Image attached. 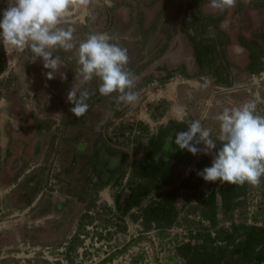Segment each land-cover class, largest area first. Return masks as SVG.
<instances>
[{
  "label": "rangeland",
  "instance_id": "374dc122",
  "mask_svg": "<svg viewBox=\"0 0 264 264\" xmlns=\"http://www.w3.org/2000/svg\"><path fill=\"white\" fill-rule=\"evenodd\" d=\"M13 2L0 0V19ZM59 26L73 30L77 47L89 34L106 32L113 43L126 48L139 99L126 104L116 93L101 95L98 78L81 84L75 48L54 51L66 63L67 73L65 79L49 80L50 70L30 49L13 51L0 44V141L2 132L9 138L8 149H0L1 167L13 163L17 144L31 136L18 176L25 191L30 181H38L30 188L29 200L34 203L26 206L21 192L15 196L16 190H11L16 181L4 188L3 183L12 181L5 170L0 173V264H252L243 256L242 235L250 226L264 228V177L259 185L247 183L243 196L227 210L221 197L223 183L206 182L197 174L211 166L220 147L218 139L213 154H192L189 171L172 187L162 188L154 177L134 176L132 168L154 138L180 123L175 106L187 112L183 131L188 130V121L204 116L202 124L214 139L220 134L216 116L242 105L231 93H246L247 102H255L257 114L264 115V0H237L235 7L223 12L213 9L210 0H74ZM179 31L191 50L195 43L213 49L202 67L177 69L169 78L156 80L155 63ZM250 59L257 73L235 65ZM227 74L230 85L221 82ZM72 87L86 88L93 100L92 112L89 109L93 128L82 131L89 143L84 152L93 153L89 167L67 156L74 132L72 104L67 101ZM37 137L41 143L35 157L32 146ZM122 151H126L123 173H114L100 184L88 181L100 158L107 161L110 154ZM117 164L118 160L112 162ZM186 178L193 182L185 184ZM129 188H148L150 194L124 213L116 198ZM171 188L174 196H162ZM43 194L53 202V209L76 197L65 228L55 234L50 227L63 219L64 212L40 215L43 202L34 205Z\"/></svg>",
  "mask_w": 264,
  "mask_h": 264
},
{
  "label": "clouds",
  "instance_id": "9594fccd",
  "mask_svg": "<svg viewBox=\"0 0 264 264\" xmlns=\"http://www.w3.org/2000/svg\"><path fill=\"white\" fill-rule=\"evenodd\" d=\"M86 3L87 0H81ZM74 0H14L0 19V44L13 51L30 49L36 58H42L47 79L63 66L60 57L54 55L57 49H76V62L79 66L80 83L86 84L98 78V91L103 96L117 94V99L134 104L139 95L135 88V74L127 67L128 50L112 42L106 32L89 34L78 45L73 42V30L60 27L68 16ZM237 0H210V6L220 12L233 8ZM34 59V60H35ZM65 79L64 73H60ZM89 91L72 89L67 101L74 105L70 112L77 118L84 116L89 108ZM209 104L211 102H208ZM175 119L183 123L187 112L182 106H175ZM206 115V113H205ZM188 121V130L176 134L174 143L181 150L196 155L213 154L210 167L197 174L206 182H227L232 185H259L264 177V115L257 114L255 102H246L233 108H225L216 116L220 134L213 138L211 130L205 128L202 119ZM168 147L172 143L167 137ZM203 144V148L197 147Z\"/></svg>",
  "mask_w": 264,
  "mask_h": 264
},
{
  "label": "flooded vegetation",
  "instance_id": "af4514ba",
  "mask_svg": "<svg viewBox=\"0 0 264 264\" xmlns=\"http://www.w3.org/2000/svg\"><path fill=\"white\" fill-rule=\"evenodd\" d=\"M125 6L122 5V12H125ZM142 12V11H141ZM183 24V23H182ZM196 44V43H195ZM195 44H193V49H190L189 44H187V41L185 39V36L181 33V31H179L172 39V41L170 42L169 46L167 47V50L165 52V54L163 55V57L161 58L160 61H157V63H155V72L153 73L154 76H156V80H163L166 78H169L172 74L176 73L173 72L175 70L178 69V72H180L181 70H187V71H193L195 70L196 66H197V60H196V56H195ZM192 46V45H191ZM158 66V68H157ZM60 70L58 71V74L60 76ZM93 81V80H92ZM91 81V82H92ZM86 83L84 86L90 84ZM82 89V88H79ZM89 108L87 113L80 117L77 118L74 114L71 115V120H72V126L74 129L73 135H72V141L70 142V146L68 147L69 153L67 154V156L71 157V160L73 161H80L83 163V165H85L86 167H89V165L87 164L91 158H92V152L87 153L84 152V149H86L89 145V143L86 141V137L83 135V130H85L86 127H91L93 128V122L90 119V114L92 112V103L93 100L92 99H88L87 101ZM74 105H72L73 107ZM91 112H90V110ZM88 114V115H87ZM174 129H179L180 132L183 131L180 127H169L166 131V133L163 136V140L161 142V145L159 147V150L157 152V157L160 161H162L161 163V167L164 170H166L167 168H169L168 166L172 163H176L177 167L173 170V172L171 173V176H174L175 173H177L178 168L183 165V163L185 161L189 162L190 158L192 157V153L188 152L186 149L185 150H181L179 149V147L174 143L175 139L172 140V143L170 145V147H168V140L167 137L169 136L170 131L174 130ZM88 131V130H86ZM87 136L91 137V133H89L88 131ZM32 137H30L31 139ZM30 139L26 140L24 143H21L20 145L17 146L16 149V156L23 154V158L26 159L27 158V153L29 152V147L27 144H30L29 141ZM92 139V138H91ZM86 147V148H85ZM40 151V148L37 147L36 145L33 147L32 146V154L33 156H38V152ZM101 155V151L99 150V157ZM107 156V155H106ZM20 157V156H19ZM110 160L108 159L103 160L102 158H100V160H98L99 164H97V172L90 174L88 176V181L90 183H103L106 182L109 178H112L114 176V173H123V168H124V156L123 153H114V154H110L109 155ZM118 160V164L117 166H112V162ZM165 172V171H164ZM76 179V178H75ZM38 183V181H30L29 185H28V190H23L22 186H18L16 188H14L16 190V193L14 191V195L15 196H20L18 195V191L21 192L19 194H21V196L24 197V199L26 200L25 203L27 204H23L26 206L32 205L34 202L32 201V204H29V199H30V193L32 192L31 189H33L35 187V185ZM96 185V184H95ZM31 188V189H30ZM76 189V187H75ZM21 190V191H20ZM50 192H54L53 188H49ZM42 204V207L38 210L39 214L42 216H46L49 215L50 213H60V212H64L63 213V219L55 224L54 226L50 227L51 230L55 232H58L60 230V228L64 227V222L67 221V215H68V211L70 209V207L76 206V197H72L70 198L66 205H61V204H56L55 208L53 209V202L48 199V197L44 196V194L36 201V205L37 204ZM23 203V202H22ZM65 228V227H64ZM57 234V233H56Z\"/></svg>",
  "mask_w": 264,
  "mask_h": 264
},
{
  "label": "trees",
  "instance_id": "16d2710c",
  "mask_svg": "<svg viewBox=\"0 0 264 264\" xmlns=\"http://www.w3.org/2000/svg\"><path fill=\"white\" fill-rule=\"evenodd\" d=\"M213 48L204 44H195V56L197 60V64L201 67L204 64V60L207 58L208 52ZM237 56V55H236ZM254 58V57H253ZM252 58V59H253ZM235 65L241 67L245 71L249 73H257L259 69H257L255 61L250 59V62L247 60L243 61H235ZM221 82L225 85L231 84V76L227 74L221 77ZM232 99L238 104H244L245 101H248L249 96L246 93H231ZM172 128L180 127L182 130L185 126L181 123L172 124ZM179 129H174L170 131L169 136H171L172 140L175 139L177 133H179ZM166 133V132H165ZM164 133V134H165ZM164 136V135H163ZM163 136L154 138L147 149V151L142 155L139 159H136L132 168V174L134 176L139 177H154L156 178L161 185L162 188L172 187L175 185L180 178H182L189 171V162L185 161L183 165H181L177 173L174 176H171L173 170L177 167L176 163L170 164L166 170L163 171L161 167L162 161H160L157 157V152L163 140ZM126 151H122L123 156L125 157ZM13 173H9V177L11 181H16L18 179V171H21L24 163H20L19 157L15 158L12 163ZM20 166V167H19ZM172 171V172H171ZM193 182V178H186L185 184H191ZM246 184L244 185H232L224 182L222 184L221 189V197L224 204V207L227 210H230L235 199L243 196L245 193ZM172 190H164L161 194L164 197H172L175 194V189ZM150 194V189H125L123 193L117 195L116 202L118 209L124 213H127L134 207H137L142 204V200L146 198ZM213 202V197L210 198ZM32 200H29L31 203ZM236 232L237 229H236ZM243 241L241 243V248L243 252L244 258L250 260L252 264H264V228L258 226H250L245 228Z\"/></svg>",
  "mask_w": 264,
  "mask_h": 264
},
{
  "label": "crops",
  "instance_id": "0c3cea01",
  "mask_svg": "<svg viewBox=\"0 0 264 264\" xmlns=\"http://www.w3.org/2000/svg\"><path fill=\"white\" fill-rule=\"evenodd\" d=\"M15 100H16V97H15V95L11 98V102H10V106H12L13 104H14V102H15ZM4 114H10V111H6L5 110V113ZM7 115H5L6 117H7ZM28 128V127H27ZM30 128V127H29ZM31 129V128H30ZM3 129H1V131H2ZM4 132H2L1 133V141H0V149H4V148H6V150L8 149V144H9V138H8V136H7V134H3ZM31 135L33 136H35L36 134L32 131V133H31ZM31 137V136H30ZM41 137H37L35 140H37V141H35V145L37 146V145H40V143H41ZM23 142H25V141H23ZM23 142H20L19 144H21V143H23ZM17 146H18V144H17ZM17 149V148H16ZM1 155V154H0ZM13 157H12V162L14 161V156H16V152H15V150H14V154L12 155ZM20 156V157H19ZM17 155V157H19V160H20V163H21V165H22V163H23V161H24V158H23V154H20V155ZM17 157H15V158H17ZM1 160H4L3 158L1 159V157H0V161ZM12 164V163H11ZM11 164L9 163V164H7V167H6V165L2 168L1 167V163H0V173H3V172H5L4 173V175L5 176H7V175H9V173L11 172V173H13L14 172V170L12 169V166H11ZM20 167V166H19ZM5 170V171H4ZM11 173H10V175H11ZM20 173V171H18V173H17V175ZM11 177H12V175H11ZM12 183L13 182H10V183H3V187L4 188H8V187H10V185H12ZM16 184L17 185H15L14 186V188H16V187H18V186H22V180H21V177L20 176H18V179L16 180ZM14 188H12L11 190L13 191L14 190Z\"/></svg>",
  "mask_w": 264,
  "mask_h": 264
},
{
  "label": "water",
  "instance_id": "95a60500",
  "mask_svg": "<svg viewBox=\"0 0 264 264\" xmlns=\"http://www.w3.org/2000/svg\"><path fill=\"white\" fill-rule=\"evenodd\" d=\"M61 60V62H62V64H63V66H61L60 67V73H64V75H65V77H66V73H67V65H66V63H64L63 61H62V59H60ZM51 71V70H50ZM54 78L55 79H59V74H58V72H56V73H54ZM65 83V81L63 80V84Z\"/></svg>",
  "mask_w": 264,
  "mask_h": 264
},
{
  "label": "built area",
  "instance_id": "2783aa9c",
  "mask_svg": "<svg viewBox=\"0 0 264 264\" xmlns=\"http://www.w3.org/2000/svg\"><path fill=\"white\" fill-rule=\"evenodd\" d=\"M175 113V112H174Z\"/></svg>",
  "mask_w": 264,
  "mask_h": 264
}]
</instances>
